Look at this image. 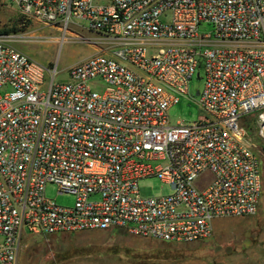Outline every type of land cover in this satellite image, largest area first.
<instances>
[{"label": "built area", "instance_id": "built-area-1", "mask_svg": "<svg viewBox=\"0 0 264 264\" xmlns=\"http://www.w3.org/2000/svg\"><path fill=\"white\" fill-rule=\"evenodd\" d=\"M12 3L24 23L88 29L106 48L57 83L0 36V264H18L29 236L124 230L190 245L216 219L257 215L263 172L244 122L264 138V0ZM201 68L203 115L173 125ZM150 178L170 194L143 197ZM49 184L74 206L47 198Z\"/></svg>", "mask_w": 264, "mask_h": 264}, {"label": "rangeland", "instance_id": "rangeland-1", "mask_svg": "<svg viewBox=\"0 0 264 264\" xmlns=\"http://www.w3.org/2000/svg\"><path fill=\"white\" fill-rule=\"evenodd\" d=\"M22 16L12 0H0V36L11 41L19 51L29 55L48 70H56L57 83L68 81V70L95 56L103 46L100 37L88 29L71 28L64 34L43 24L21 21ZM200 33H211L213 27L204 24ZM63 44L58 40L63 36ZM190 83V94L179 95V103L169 111L173 125L197 121L203 115L197 92L204 84V68L199 69ZM46 81H51L46 72ZM244 125L249 140L259 154L263 172V190L259 211L255 216L221 218L214 221L212 236L190 245L182 259L164 256L163 242L128 234L124 230L89 231L75 234L35 235L24 240L18 264H264V138L250 117ZM145 198L167 196L170 187L157 178L140 181ZM47 198L62 207H72L76 197L60 194L49 184Z\"/></svg>", "mask_w": 264, "mask_h": 264}, {"label": "trees", "instance_id": "trees-1", "mask_svg": "<svg viewBox=\"0 0 264 264\" xmlns=\"http://www.w3.org/2000/svg\"><path fill=\"white\" fill-rule=\"evenodd\" d=\"M23 21V19H21ZM163 245L166 247V251L163 253L164 256L172 257L173 259H182L186 254V249H179L180 247L171 243H164Z\"/></svg>", "mask_w": 264, "mask_h": 264}, {"label": "water", "instance_id": "water-1", "mask_svg": "<svg viewBox=\"0 0 264 264\" xmlns=\"http://www.w3.org/2000/svg\"><path fill=\"white\" fill-rule=\"evenodd\" d=\"M197 95H199V93H197Z\"/></svg>", "mask_w": 264, "mask_h": 264}]
</instances>
